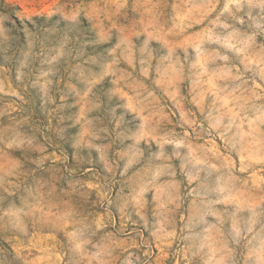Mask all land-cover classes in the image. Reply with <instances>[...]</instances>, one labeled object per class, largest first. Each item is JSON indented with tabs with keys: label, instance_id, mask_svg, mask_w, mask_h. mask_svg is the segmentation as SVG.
Wrapping results in <instances>:
<instances>
[{
	"label": "clouds",
	"instance_id": "9594fccd",
	"mask_svg": "<svg viewBox=\"0 0 264 264\" xmlns=\"http://www.w3.org/2000/svg\"><path fill=\"white\" fill-rule=\"evenodd\" d=\"M0 264H264V0H0Z\"/></svg>",
	"mask_w": 264,
	"mask_h": 264
}]
</instances>
